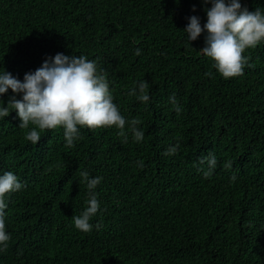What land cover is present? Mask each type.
Wrapping results in <instances>:
<instances>
[{
    "label": "trees",
    "instance_id": "trees-1",
    "mask_svg": "<svg viewBox=\"0 0 264 264\" xmlns=\"http://www.w3.org/2000/svg\"><path fill=\"white\" fill-rule=\"evenodd\" d=\"M0 264H264V0H0Z\"/></svg>",
    "mask_w": 264,
    "mask_h": 264
}]
</instances>
